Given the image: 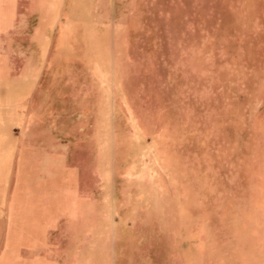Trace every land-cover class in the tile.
<instances>
[{
	"label": "rangeland",
	"instance_id": "obj_1",
	"mask_svg": "<svg viewBox=\"0 0 264 264\" xmlns=\"http://www.w3.org/2000/svg\"><path fill=\"white\" fill-rule=\"evenodd\" d=\"M0 264H264V0H0Z\"/></svg>",
	"mask_w": 264,
	"mask_h": 264
}]
</instances>
